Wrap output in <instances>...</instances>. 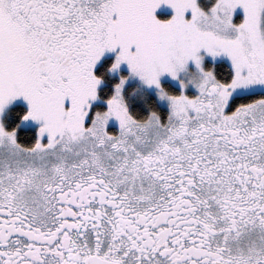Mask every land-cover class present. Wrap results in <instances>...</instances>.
Masks as SVG:
<instances>
[{
    "label": "snow or ice",
    "instance_id": "snow-or-ice-1",
    "mask_svg": "<svg viewBox=\"0 0 264 264\" xmlns=\"http://www.w3.org/2000/svg\"><path fill=\"white\" fill-rule=\"evenodd\" d=\"M0 264H264V0H0Z\"/></svg>",
    "mask_w": 264,
    "mask_h": 264
}]
</instances>
